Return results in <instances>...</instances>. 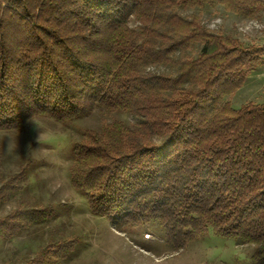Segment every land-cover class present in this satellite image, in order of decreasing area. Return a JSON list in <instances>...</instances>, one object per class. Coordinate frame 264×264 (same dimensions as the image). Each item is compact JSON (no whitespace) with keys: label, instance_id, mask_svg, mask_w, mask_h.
Instances as JSON below:
<instances>
[{"label":"trees","instance_id":"obj_1","mask_svg":"<svg viewBox=\"0 0 264 264\" xmlns=\"http://www.w3.org/2000/svg\"><path fill=\"white\" fill-rule=\"evenodd\" d=\"M216 2L264 11V0H0V131L95 107L132 112L136 124L114 118L72 146L71 181L90 210L129 232L157 224L177 249L209 231L233 237L264 264V101L225 99L264 62V45L180 12ZM21 174L0 186V205ZM19 204L0 216L1 239L54 214ZM75 245L50 241L24 264H60Z\"/></svg>","mask_w":264,"mask_h":264},{"label":"rangeland","instance_id":"obj_2","mask_svg":"<svg viewBox=\"0 0 264 264\" xmlns=\"http://www.w3.org/2000/svg\"><path fill=\"white\" fill-rule=\"evenodd\" d=\"M180 12L199 14L214 32L234 35L246 44L264 45V11L258 17H245L216 2L181 8ZM130 23L137 25L133 19ZM225 99L236 108L249 101H264V62ZM114 118L129 126L139 120L132 112L95 107L71 121L38 116L22 129L0 131V186L22 172L18 190L0 205V216L9 214L21 201L31 208H54L46 220L24 227L11 238H0V264H24L50 241L70 238H76V245L60 264H253L251 254L256 246L252 243L209 231L177 249L167 243L165 230L157 224L129 232L120 221L90 210L86 197L71 181L72 146L83 138L86 128L100 129Z\"/></svg>","mask_w":264,"mask_h":264}]
</instances>
